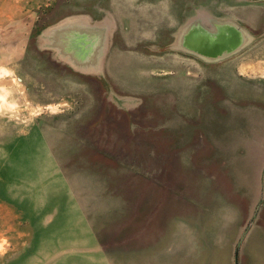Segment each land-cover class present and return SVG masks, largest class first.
I'll list each match as a JSON object with an SVG mask.
<instances>
[{
  "label": "rangeland",
  "instance_id": "obj_1",
  "mask_svg": "<svg viewBox=\"0 0 264 264\" xmlns=\"http://www.w3.org/2000/svg\"><path fill=\"white\" fill-rule=\"evenodd\" d=\"M157 2L164 9L163 1ZM108 9L119 18L114 45L120 55L114 60L126 71V91L142 100L136 110L142 136H126V164H136L127 176L150 172V146L164 144L165 130L172 133L177 176L188 170L195 180L215 154L222 162L240 160L238 165L261 156L256 146L264 144V119L245 120L236 104L264 94V38L244 54L202 65L161 55L163 50L149 54L146 38L154 27L147 1L0 0V264H83L79 248L89 243L42 149L39 130L50 129L49 138L59 147H73L77 140L86 144L88 133L102 125L94 119L105 105L94 106L88 84L39 53L37 37L66 15ZM99 86L94 92L101 100ZM154 129L156 137L148 132ZM71 157L70 166L84 171L83 154ZM164 157L160 152L158 160Z\"/></svg>",
  "mask_w": 264,
  "mask_h": 264
},
{
  "label": "crops",
  "instance_id": "obj_2",
  "mask_svg": "<svg viewBox=\"0 0 264 264\" xmlns=\"http://www.w3.org/2000/svg\"><path fill=\"white\" fill-rule=\"evenodd\" d=\"M133 1L149 4L154 28L146 42L152 56L163 50L164 56L211 65L244 54L264 38V0H160L164 9L158 0ZM96 12L61 17L37 37L39 53L88 84L94 106L105 105L94 119L102 125L88 133L86 144L77 140L73 147H59L49 138L50 129L39 130L42 149L89 243L80 245L79 259L83 264H264V144L256 146L261 156L249 165L222 162L214 153L215 160L201 166L194 180L188 170L175 175L172 133L165 130L164 144L150 146V172L127 176L136 164H126V136H142L136 129L142 100L126 91V71L114 60L120 55L114 45L119 18L109 9ZM190 32L189 40L204 33L223 40L235 32L242 44L228 55L206 56L186 45ZM99 85L101 100L94 92ZM236 105L245 120L264 119V94ZM152 131L158 136L157 129ZM75 153L83 154L84 171L70 166Z\"/></svg>",
  "mask_w": 264,
  "mask_h": 264
},
{
  "label": "water",
  "instance_id": "obj_3",
  "mask_svg": "<svg viewBox=\"0 0 264 264\" xmlns=\"http://www.w3.org/2000/svg\"><path fill=\"white\" fill-rule=\"evenodd\" d=\"M191 32L186 36V45L193 52L206 56H213V54L217 56H222L223 54L228 55L237 50L242 44L239 35L235 32H233L234 36H232V33H230L227 38L223 40L219 39L218 34L211 33H204L195 40H189L188 37L191 35Z\"/></svg>",
  "mask_w": 264,
  "mask_h": 264
}]
</instances>
